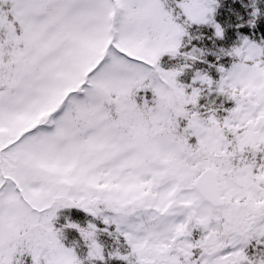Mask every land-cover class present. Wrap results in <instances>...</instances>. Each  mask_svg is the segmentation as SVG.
<instances>
[{"label":"snow or ice","instance_id":"6c2138e0","mask_svg":"<svg viewBox=\"0 0 264 264\" xmlns=\"http://www.w3.org/2000/svg\"><path fill=\"white\" fill-rule=\"evenodd\" d=\"M0 264H264V0H0Z\"/></svg>","mask_w":264,"mask_h":264}]
</instances>
